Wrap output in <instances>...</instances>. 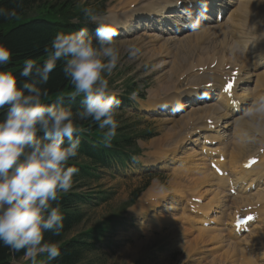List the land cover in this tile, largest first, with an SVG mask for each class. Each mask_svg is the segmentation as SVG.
I'll return each instance as SVG.
<instances>
[{"label":"clouds","instance_id":"obj_1","mask_svg":"<svg viewBox=\"0 0 264 264\" xmlns=\"http://www.w3.org/2000/svg\"><path fill=\"white\" fill-rule=\"evenodd\" d=\"M19 6V4L17 5ZM87 21L97 25L95 41L86 27L74 32H58L46 47V59L37 63L24 60L21 85L13 72L3 70L11 51L0 43V244L13 253L23 250L25 260L50 264L61 255L57 241H45L44 233L60 235L63 215L58 193L68 192L79 169L68 162L78 155L79 129L76 121L91 120L102 131L105 146L116 136V113L120 101L111 93L110 76L120 60V49L114 37L118 25L107 17L84 8ZM15 10L0 7V17H9ZM190 15V14H189ZM201 16L189 27L198 30ZM130 59L140 54L136 45L127 49ZM63 61L62 72L70 81L71 98L82 96V108L75 112L63 105L45 103L50 73ZM242 119L255 134L264 135V94L249 98Z\"/></svg>","mask_w":264,"mask_h":264},{"label":"bare ground","instance_id":"obj_2","mask_svg":"<svg viewBox=\"0 0 264 264\" xmlns=\"http://www.w3.org/2000/svg\"><path fill=\"white\" fill-rule=\"evenodd\" d=\"M173 1L174 0H160V2H158V4L157 3L154 4L155 1H154L153 4H151L150 1L146 2L147 5L144 6V8H146V10L144 12L145 13L144 16L146 18H148V20L152 21V17H154V16H151V18H149L150 17L149 16V10L152 9V10H154L157 13V15H163L161 18H170V16H168L167 14H169V13L174 11L173 9L169 8L170 7V3H172ZM211 1H214V0H211ZM218 1H219V3L215 2V4H211V3L208 2L209 6L204 7V9L206 10V14L205 15H206V17H208L209 20H215V18H213V15H212L213 12L216 11L219 8V6L220 7H225L223 16H225L226 14L228 15L227 18H225L227 22H230L229 23V27L230 28L228 29V31H226L224 27H221L222 26V22L216 23V25H211V22H208L207 25H202L200 27L201 28V30H199V31H201L200 33L194 32L192 34H187V35H186V33H184L182 35H174L173 37L163 38V39H162V37H160L161 34H158V33L149 34V37H151L154 41H155L154 38H156L157 40L162 39V43L163 44L161 43L162 45H161V47L160 46L159 47L160 48H165L164 50L167 53L169 52L168 50H169V48H171V46H174L175 48L184 47L185 49H183V50H189L190 51V49L187 47V45H189L191 42H194V44L196 45V42H199L201 39L206 38V39H203L204 42H205V46L202 47L201 50L195 49V47H194V49L191 48L192 51L199 52V54H200L199 58H197L196 60L190 61L189 67L186 68L182 72V73H184L182 76H184V75H189L188 72H190V71L195 73V71H197V70H199V71L202 70L205 73V75H202V72L197 73V74L193 73L194 75H192L191 74L192 72H190V74L193 77V81L194 82L196 80L197 81L195 82L194 85L189 87L188 90L186 89V90H184L181 93H179V92L175 93L174 95H172L170 97H169V93L167 92L169 99H166L165 101H162V102H159V103L154 98H150V99H148V101H149L150 104H153L154 106L158 107L161 111L165 112L164 110H166L167 114L173 115V113H174V116L178 115L177 114L178 111H182L184 108L192 106V107H190L191 108L190 111H188L186 113L185 111H187V110H185L184 112L180 113L178 115V117L179 118H183L185 116H189L190 115V118L194 117L195 119L201 120V122L204 124V126L206 127L207 130H210L211 123H215V122L220 121L228 113L230 114L233 111H238V110L242 111V109L240 108V106L238 104H237V106L236 105L233 106V104L229 105L225 101H222V102H225V104L221 103L223 105H219V107H216L217 113H215L213 110L205 107L204 105L202 106L200 103H197L198 96H197V91L196 90H197L199 84L202 83V82H203V84H205L208 81L216 82V81L220 80V75L223 73V69L225 67H227V66L229 68L234 67V68H236L238 70L239 69H241V70H244V69L253 70V64L249 61L250 59H255L254 63L257 66H262L264 64L263 63V61H264V50H260V51H257V52H256V50H254V49L258 50L260 48V42L257 41V40H253L252 39L253 38L252 37V33H253L254 29H255L252 26V25H254V22H250V23H248V24H246V25H244L242 27V31H241L242 34L239 36V39H237V41L235 42L236 45H234V46H232L229 41H223L221 39H217L220 36L224 40L225 39H229L231 37H236L237 34H238V29H239V27H238V22H239L238 14L240 16H244V15L248 14V16H251V21H253L252 18H254L256 12L264 11V0H218ZM121 2H122V0H121ZM132 3H133V1H132ZM257 3L261 4V6L257 5V7H256ZM230 4H231V7H230V9L228 11L227 8H229ZM262 4H263V6H262ZM195 10H197V7H195ZM184 12H186V11H184ZM235 13L237 14L236 18L233 17V15ZM256 16H258V15H256ZM172 18L176 20V21H173L174 24L184 25L181 21H180L181 23L178 22L179 19L176 17V15L173 14ZM131 20H132L131 15H128V16L124 17L122 19V21L117 22V23H121V22L124 21L125 23L123 25L126 26V22L129 23V21H131ZM150 21L148 22V25H149ZM260 21L264 22V17L261 18ZM216 28H218V29H216ZM223 30H225V31L222 32ZM241 38H243V39H241ZM194 44H193V46H194ZM219 45H221L223 47H226V49L218 48ZM191 47H192V45H191ZM189 51H185L186 54ZM173 53H175V52H173ZM205 53L206 54H208V53L212 54V55H210V59H208L209 57L208 58L206 57V56H209V54L206 55V56L204 55L205 56L204 58L201 57ZM177 54L178 53H176L174 55L178 56ZM247 54H249V60L246 62L245 55H247ZM153 56L155 57V54ZM187 56H188V54L186 55V57ZM157 57L159 58L158 61H157L158 62L157 63L158 67H162L168 61L167 59H166L167 61H165L164 57L162 55H157ZM187 58L190 59L189 57H187ZM173 59H175L174 56H173ZM176 59L177 60L173 61L172 64H171V66L173 68V73H171L170 77L175 76V74L177 72H180V70H182L183 67L188 65L187 64L188 63V59H186L184 56H183V59H181V60H180V57L179 58L177 57ZM203 59L206 60L207 62L203 63V61H202ZM257 59H260L261 61L256 63ZM170 61H172V59ZM213 63H215V64L213 65ZM168 65H170V64H168ZM258 77L261 78V80L263 82V86L262 87L261 86H257L258 88H262V89H256V91H255L254 87H250L251 88V92H252L253 95L254 94L255 95L264 94V74H258ZM185 78H187V77H185ZM208 79H212V80H208ZM173 80H174V78H173ZM167 82H168V84H166L164 86V89H166L172 83V80L168 79ZM188 84H189V82H188ZM250 88L247 87L246 89L250 90ZM237 95L241 96V99L239 101L243 100L245 98V96H246L245 94H241V93H239ZM244 101H247V104H248L247 98ZM186 104H188L186 107H182L183 105H186ZM192 104L195 105V106H193ZM246 106H248V105H246ZM242 116L243 115L235 116V118L233 120V125L236 126V127L241 128L242 131L244 129L250 130L247 127V122L244 121L241 118ZM207 118H211L213 121L210 122V123H207L206 122ZM169 119H170V117H169ZM185 123L186 122L184 121V124ZM230 124H232V123H230ZM175 126H171V127L175 128ZM226 126L227 125H223L220 129H218V130H216V131L211 133L210 137L215 143H217V144L219 143L220 144V142L222 140H224V136L221 135V134L224 133L223 129H225ZM174 128H173V133H175V136H180V134L178 133V132H180L179 127H178V129H174ZM228 129H229V127H228ZM176 130H178V131H176ZM232 131H234V130H232ZM198 133H199V130L197 128L189 130L182 137V138H184V140L183 141H179L175 145V148H179L180 149V147L184 146V145L186 147H189L190 141L189 140H185V139H190V137H194L195 138V136H197ZM167 134L170 135L169 134V130H168ZM258 135L259 134H257L258 143H259L260 140L261 141H263V140L261 139V137H260V140H259V136ZM194 140L196 141L197 139H194ZM227 141H229V140H227ZM180 143H181V145L178 146V144H180ZM195 143H197V141ZM222 143H223V141H222ZM230 144H233V143H230ZM197 145L199 146V143ZM200 145L202 146V145H204V143H202ZM262 145H264V143L260 144L258 146V148L260 149V147ZM228 146L229 145H227V147ZM230 146H232V145H230ZM234 147L236 148V145ZM262 147H264V146H262ZM217 148H219V147H217ZM217 148L212 149V152H218L219 151V156H222L223 154H222L221 148L220 149H217ZM230 149L233 150V147L232 148L230 147ZM167 151H169V150H167ZM258 151H260V150H256L252 155H250V152H248V150H246V155H244V156L241 153V151H239L240 153L238 151H237L238 153L236 151L234 152V150L232 152L230 151L232 153V156L230 154V157H228V159L226 161V162H229L230 166L228 167L224 161L220 162L217 165L222 171V174L220 176L215 173V170H211V168L209 167V163H206V161L209 160V158L212 160V154L204 153L203 154L204 156H200V158H199L201 160L200 161L201 163H191L190 165L187 166L189 171H187V170L186 171L190 172V170L193 169L194 173L198 175L197 178H196L197 184H203L204 186L202 188L204 190L208 189V191H211L212 192V197H213V198L211 197L212 198L211 199L212 201H210L211 204L208 202L210 205L205 207L203 205V203H201V206H199V209L203 208L201 215H202V221H203L202 224H203L204 227H201L200 231H198L197 236L194 238L195 241H193L194 242L193 245L201 244V243H204V242H208V243L211 244L212 242H214L215 246H217V245L225 246L224 242L226 241V239H225L226 226H223V225H226L227 222H223V217H224V219H227V218H225V216L222 217V215L223 214L224 215L227 214L226 213V211H227L226 208H228V207H226L227 206L226 203H228L230 199L233 201L234 204L239 205L240 207H243L245 205H249L251 208H253L252 205H251L253 203V206H254V204H258L263 209V205L262 204L264 203V151H263V153L261 152L262 154L260 153V155H258V153H259ZM165 152L166 151L164 150V153ZM170 152L171 153L169 155H173V156H171V158L174 159V163H176V152L177 151L175 149H173ZM196 154H198V153H196ZM196 156H195V158H196ZM250 158H256V161L249 169H246V168H244V164ZM197 160H195V161H197ZM154 163H156V162L152 161L151 164H154ZM183 168H184V166H183ZM184 176L185 175L178 168L177 170L174 171V173L172 175V180L170 181L171 182L170 185L175 183L178 186H181L182 188L179 189V191H182L183 193H187L188 194V192L192 191V190L197 192L196 188H194L190 184H189L190 186L188 185V179L187 178L182 180L184 178ZM191 180H192V178H191ZM193 180H192V182H193ZM231 188L234 189L235 191H237V193H239V194L237 196L230 197V194L228 192H230L229 190ZM174 193H175V191H174ZM196 196L201 199L202 198V193H197ZM162 201H164V200H162ZM176 204H177V202H176ZM230 204H232V203H230ZM205 205H207V202H205ZM228 206H229V208L232 207V205L231 206L228 205ZM254 208H256V206ZM184 209H186V208H184ZM255 213H257V211ZM184 215H187V214H184ZM257 216H256V220L255 221H251V222L247 223L245 226L244 225L241 226L242 228L246 227L247 231H248L246 233V235L243 238H241V239H240V236H241V234L243 232H240V233L237 234L234 231L235 227L233 226V222L235 221V216H232V218L229 219V221H230L229 225L231 227V231H232V234H233L235 240H237L239 242H242V244H250V245H252L254 241H258V240L261 239L262 233L264 232V209L261 211L259 216L258 217ZM221 219H222V221H221ZM226 221H228V220H226ZM210 222L211 223L215 222V225L217 227H210V226L206 227L205 223L209 224ZM254 222L255 223L256 222H260L261 226L259 225L257 227H261V228H259L261 230L258 229L256 232L253 230L255 232V234H252L253 231L250 233L251 229L254 226L256 227ZM218 225H222V226L218 227ZM231 243L232 242H229L228 244L232 245ZM234 243H233V245H234ZM261 252H262V256L264 258V246H263Z\"/></svg>","mask_w":264,"mask_h":264},{"label":"rangeland","instance_id":"obj_3","mask_svg":"<svg viewBox=\"0 0 264 264\" xmlns=\"http://www.w3.org/2000/svg\"><path fill=\"white\" fill-rule=\"evenodd\" d=\"M97 1L98 0H81L80 2H85L84 5H86L88 7H92V6L93 7H96L97 6ZM132 1H133V3H132ZM148 1H150L151 4H153L154 1H155L154 4H156V3L158 4V2H160V0H158V1L157 0H130V1L129 0H126V1L125 0L124 1L122 0V2H121V0H107L100 7L102 8L103 11H105V14H104V15H106L105 17H107L113 25H116L117 22L122 21V19L124 17L128 16L127 14H130L132 11H133L132 12L133 13L132 17H135V19H138L137 16H135V15L138 13V11L143 10L144 6L147 5L146 2H148ZM132 5H134V7H131ZM257 5L261 6V4H258L257 3L256 4V7H257ZM262 6H263V4H262ZM256 15H258V16H256ZM255 17H256L255 19L256 20H259V21L257 23L254 22V25H252V26L257 29L258 27H260L259 25H261V23L263 21H260V19H261V14L260 13H256L255 14ZM169 19L171 21H176L173 18H169ZM124 23L125 22L123 21L122 25ZM130 25H134V21L133 20L129 21V23L126 22V26H130ZM144 28L142 30H137L138 31L137 34H139L141 32H146V33H150L151 32V30H150V29H152L151 27H144ZM199 30H201V28ZM197 32L200 33L201 31H197ZM137 34L133 35V33H132L131 35H127V36H124V37H115L114 38L117 47L120 49V60L118 62L119 66H122L123 67V66H126V65H132L133 67L128 72H127V70H124L120 75L119 74H116L114 76V78L112 80H110V87H109V89H110V91L112 93H116L117 94V93H119V92H121V91L124 90L123 80L128 75L129 76H134L137 85H139L140 87H142V82H143L144 78H147L146 79V82L148 83V85H147L146 88H143V91H146L148 88H150V90L154 91V93L157 94V96H160V97H156V96L152 95L151 93H149L148 94V96H149L148 99L154 98L159 103V102L165 101L166 99H169V97L172 96V95H174L175 93H178V92L181 93V92H183L186 89L188 90L189 87H191L192 85H194L197 80L194 82L192 75L197 74V73H200V72H202V75H205V73L202 70L201 71L197 70V71H195V73L192 72V71H190V72H192L191 73L192 75L190 74V72H188L189 75H184L187 78H185L184 76H182L184 74L182 72L186 68L189 67L190 61L196 60L197 58H199V55H200L199 52H197L198 54H196V55H190V56L188 55L187 57H189L190 59H188L186 57L187 54L185 52V51H189V50H182V49H180L178 51L176 49L169 48L168 51L170 53L169 52L167 53L164 50L165 48H160L162 44L156 38H154L155 39V41H154L151 37H149V34H140V35H137ZM180 35H182V34H180ZM148 37L151 39V41H150V39ZM165 37H167V35H165ZM203 39H206V38H203ZM130 42L132 43L131 45H134L133 43H136L137 42V45L136 46L140 49V54L135 59H130L129 56H128V53H127V49L130 46L127 43H130ZM190 44L192 45V47H191ZM190 44L187 45V47L190 50L194 49V47H195L194 42H191ZM193 44H194V46H193ZM183 49H185V48L183 47ZM180 51H184L185 54H183V55L179 54ZM173 52H175V53H173ZM176 53H178L177 54L178 56L174 55ZM154 54H155V57L153 56ZM208 54H209V56H206ZM208 54L205 53L201 57L204 58L206 56L207 58L209 57L208 59H210V55H212V54H210V53H208ZM157 55H162L164 57V60L165 61L168 60L167 63L165 65H163L162 67H158V65H157V63H158L157 61L159 59L158 58L159 56L157 57ZM173 56H174L175 59H173ZM183 56L186 59H188V63H187L188 65L185 66V67H183L182 70H180V72H177L175 74V76L170 77L171 73H173V68L171 66L172 62L173 61H176L177 60L176 59L177 57L178 58L180 57V60L183 59ZM171 59H172V61H170ZM146 61H147V63L150 66L149 67H141V64L143 62H146ZM202 61H203V63L204 62H207L204 59ZM168 64H170V65H168ZM214 64L215 63H213V65ZM141 78H142V80H141ZM173 78H174V80H173ZM168 79H171L172 80V83L166 89H164V86L166 84H168V82H167ZM208 80H212V79H208ZM188 82H189V84H188ZM184 85H185V87H184ZM167 92L169 93V97H168V93ZM165 94H166L167 97L165 99H162L161 96H165ZM131 98H132V101H135L137 103V108L131 107L128 111H130L131 113H133V112L138 113L142 117V120H147L149 126L150 125L152 126L151 127V130H152L154 136L152 138H150V139H146L145 142L141 144L142 147H143L142 153H141L140 156H138L135 159V162H139V165H140L139 168H144L145 167L143 165V160H145V165L147 166V168L144 169V170H142V172L140 174H138L137 172H133L134 170H131L130 169L127 172L128 173L127 178H117L115 176H109L108 175L107 178H105L104 180H102L103 183L110 184V185L111 184H114L116 182H119V187H118V193H117V195L115 196L114 199L108 201L107 203H105V204H103V205H101V206H99L97 208L88 209V207H85L84 209L86 210V212H85V210L83 208H81L85 212V218H84V220L77 227H75L72 231H70L66 235V237L64 239L69 238L71 235L76 234L77 232H79L81 230H85V229H87V228H89V227H91L93 225H96V224L100 223L101 219L104 216H106L107 214L117 212L119 210V208H120V205H121L122 201H124V200H126L128 198V192H129V190H131V189H133L135 187L141 188L147 181H149L147 186H149V188L152 190V193L161 194V192H162V186H166L167 185V189L169 190L170 193H172V194H183L182 191H179V189L182 188L181 186H178L175 183H173L172 185H170L171 184L170 181L172 180V178L170 179V173H171V167H172V165H171L169 159H167L166 161L160 162L159 158H160L161 155H159V151L163 154V156H168L171 153L170 151L173 150V149H175L177 151L176 152V156H177L178 155V151L180 149L179 148H175V145L179 141L184 140V138H181L180 139V136H175V133L170 132V131H169L170 132L169 133L170 135L167 134L168 130L170 128H173L171 126H173L174 124L170 122L171 121V119H169L170 115L169 114H166L167 113L166 110H164L166 113H164L162 115L149 116V115L146 114L147 115L146 116L145 114H142V111H141L142 109H143L144 112H147V111H145V109L139 103L138 95H136L135 93H133L131 95ZM187 105L188 104L183 105L182 107H186ZM132 115H134V114H131V117H127V120L132 121L133 120V116ZM125 117H126V115H125ZM188 118H190V115L189 116H185L183 118H179V120H176L175 121V122L180 121L178 124H176V126L174 125L176 129H178V127H179V130H180V132H178L179 134L181 133V130L185 126L184 121L186 122V120ZM228 127H229V129H228ZM228 127L226 129L227 131H229L228 132V139H226V143H224V144L222 143V141H224L225 139L220 142V143H222L224 145V149L227 150L228 156L226 157V159H228V157H230V154L232 156V153L231 152L233 150L235 152L234 142L236 141V138L234 136V131H232L234 126H231L230 125ZM195 128H200V126H199L198 123L195 124ZM176 131H178V130H176ZM253 135H254V137H253L254 139L251 142L245 144L246 146L244 145V140H242L243 150L244 151H241V152H245L244 153L245 155H246V150H248V152H250V155H252L256 150H259V148L257 146H259L260 144L264 143L263 142L264 141V135H260V134L258 135L259 136V140H260V137L263 140V141L260 140L261 142L259 141V143H258L257 134L252 133V136ZM227 140H229V141H227ZM181 143L178 144V146L181 145ZM230 143H233V144H230ZM227 145H229V146L227 147ZM230 145H232V146H230ZM262 146H264V145H262ZM262 146L260 147L261 151H258L259 152L258 155H260V153L261 152L263 153V151H264V149H263L264 147H262ZM230 147L231 148L233 147V150L230 149ZM220 148L222 150V147H219L217 149H220ZM166 149L169 150V151H167ZM164 150L166 151L165 153H164ZM201 151H204V150L202 149V147H201L200 144H199V146L196 145L195 147H193V146L191 147L190 146L189 147V150H187L185 153H182V154H180L178 156V160H177L178 166L179 167L182 166V169L183 170L189 171V169L187 167L188 165H190L191 163H201L200 162L201 160L199 158L202 155H198ZM147 152H148V154H147ZM196 153H198V154H196ZM195 156H196V158H195ZM147 158H148L149 161H147ZM157 160L159 162V164H158L159 166H157L156 168H155V166H150L149 165V164L152 163V161L153 162H157ZM195 160H197V161H195ZM206 163H207V161H206ZM226 164H227L228 167L230 166L229 162H227ZM183 166H184V168H183ZM152 168H155L156 170L155 171H152L151 170ZM191 170H193V169H191ZM191 170H190V172H191ZM190 172H188V173H190ZM185 178L188 179V185L189 184L191 185L192 180L193 179L195 180V174H191V175L184 176V178L182 180H184ZM191 178H192V180H191ZM153 182L156 183V186H153L152 185ZM90 186H91V183L89 184V187ZM172 189L175 191V193H174V191ZM188 193H191V195H195L197 192H195V191L192 190V191H189ZM210 193L207 194V197L208 198L212 196V193L211 194ZM143 194L144 193H141L140 196L138 197L136 203L134 205H132L128 209V212H129V213H127L128 215H136L139 212H141V209L143 208V205L148 202L147 201V202H145L143 204H137V203H139L140 198H141V196ZM232 196H234V194ZM187 199L188 198L185 197V198H182L179 202L176 201L177 202V204H176V211L173 212V213H171L168 216H162L161 217L163 220L172 219L176 223L174 225L175 228L174 229H171V235L172 236L174 235V233H175L176 236H177V233L183 235L184 234V231L186 229H195V227L188 226L185 223V219L188 217V214H189L188 210L187 209H184V208H186V204L185 203H186ZM230 200H229L228 203H226V205H227L226 207H228V208H226L227 211H228V212L226 211L227 214H225V215L223 214L222 215V217L225 216V218H227V219H224V217H223V222H227L226 220H229L230 218H232V216H234V215L229 216L230 213H229V210L228 209H230V208H229L228 205H230V206L231 205H235V206L240 207L239 205H236L234 203L230 204ZM210 201H212V200H210ZM209 203L207 205H205V203H203V205L206 207V206H208V205L211 204V203L210 204ZM251 205H252L253 208H251L249 205L248 206L254 212L257 211L256 216L257 215L259 216V214L261 213V211L264 209V203L262 204L263 205V209L258 204H254V206H253V203H252ZM255 206H256V208H254ZM259 207H261V208H259ZM202 209L203 208H200V211L201 212H202ZM233 209H234V207H233ZM184 214H187V215H184ZM221 221H222V219H221ZM205 224H207V223H205ZM159 226H161V223H157L156 227H159ZM223 226H226V225H223ZM213 227H217V226L215 225ZM152 228L153 227L148 228L146 230L145 229H142V233L141 234H138L137 233L136 234V237H134V233L133 232H130V235L129 236H130V238H131L132 241L129 244H127V246L125 248H123L121 252L118 251L117 254H116V256L114 258H110V262L107 263V264H133V262H132L133 260L140 259L143 256L144 251L150 245H152L154 242H156V240L159 238L158 236H154V234L151 233V229ZM254 228H255V226L251 229L250 233L254 230ZM254 231L252 232V234H255L256 231L255 232ZM185 234H186V237H185L186 239H184L183 242H181V243L180 242H174V246L173 247H175V248L169 252V255L171 253H173L174 254V257H169L167 259V261L165 262V264H196V262L194 261V257L195 256L197 257L198 254H195V251L197 250L198 253H199V251L204 247V245L205 246L215 245L214 242H212L211 244L208 243V242H204V243H201V244L193 245L194 244L193 241H195L194 238L197 236L198 232H196L195 234H191V233L185 232ZM176 238H175V240H176ZM142 239H144V242L142 241ZM188 241H191V244H190L191 247L187 244ZM231 242H232L231 243L232 245H233L234 242H235L234 245H238V244L240 245V244H242V242H239L237 240H233ZM177 248L184 249V250H190V252L188 253V256H187L186 259H181L179 257V252H178ZM206 249H214V248L213 247H209V248H206ZM19 259L25 260L24 255L21 258H19ZM45 259H46V255L39 256L37 258L38 264H39L40 261H43ZM97 264H104V263H97Z\"/></svg>","mask_w":264,"mask_h":264},{"label":"trees","instance_id":"obj_4","mask_svg":"<svg viewBox=\"0 0 264 264\" xmlns=\"http://www.w3.org/2000/svg\"><path fill=\"white\" fill-rule=\"evenodd\" d=\"M0 7L15 10L14 15L7 18L0 17V43L11 51L10 61L3 70L13 72L19 86L27 79L20 76L24 60L32 58L42 64L47 56L45 48L51 47V40L58 32L68 33L69 28L74 26L73 19H82L86 5L81 4L80 0H0ZM93 13L95 14V11ZM62 68L63 61H58L56 68L50 73L47 85L42 86L49 90L44 102L51 104L62 100L64 106L71 107L75 112L82 108L83 97L79 96L74 100L71 98V84L64 77ZM3 116V111H0V119H3ZM76 125L81 141L79 150L86 161H78L76 157L68 164L79 169L73 177V182L78 181L76 186L80 188L88 184L90 170L94 167H109L113 161L122 162L127 157L125 149L133 144V137L132 130L125 132L127 127H123L121 132L126 137L116 134L111 146H105L102 131L95 122L90 119L76 121ZM150 136H152L151 132L144 133L145 138ZM78 197L79 195L65 197L58 193L57 201L52 202L53 205L59 203L61 206L63 229L58 236L51 231L44 233L46 242H58L61 253L50 264H89L86 254L95 246L92 241L104 236L102 230L93 229L65 241L66 235L84 218V214L75 206ZM11 254L21 257L24 252L21 250L13 253L8 247L0 244V264H11Z\"/></svg>","mask_w":264,"mask_h":264},{"label":"snow or ice","instance_id":"obj_5","mask_svg":"<svg viewBox=\"0 0 264 264\" xmlns=\"http://www.w3.org/2000/svg\"><path fill=\"white\" fill-rule=\"evenodd\" d=\"M231 83H229L228 85H227V87H226V91H229L230 89H231Z\"/></svg>","mask_w":264,"mask_h":264}]
</instances>
